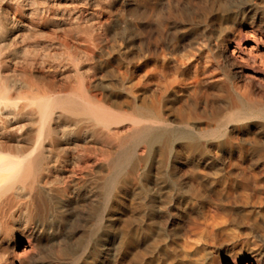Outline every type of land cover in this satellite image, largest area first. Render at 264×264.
I'll use <instances>...</instances> for the list:
<instances>
[{
	"label": "bare ground",
	"instance_id": "bare-ground-1",
	"mask_svg": "<svg viewBox=\"0 0 264 264\" xmlns=\"http://www.w3.org/2000/svg\"><path fill=\"white\" fill-rule=\"evenodd\" d=\"M92 1L8 0L9 6H3L0 16V264H15L17 258L11 260L9 254L17 246V240L26 242L23 247L30 246L31 240L41 234L63 230L70 209L81 203L77 192L85 182L92 192L103 191L109 205L112 191L125 187L139 159L152 157L154 150L159 156L158 168L163 166L165 152L174 155L167 178L181 192V202L186 205L190 202V207H196L203 219L201 223L184 226L185 229L179 224L180 229L174 236H182V245L178 250L170 247L166 254L162 252L163 258L159 259V255L157 264H197L199 260L190 252L194 246L188 241L189 236L204 233L208 243L219 218V210L213 205L216 211H202L200 207L204 200L194 194L207 189L204 178L212 164L222 154L230 156L233 153H239L240 158L251 156L255 163L263 162L259 173L246 167L247 164L240 170L239 184H225L215 192L224 197H218V207L228 208L236 199L234 193L239 192V200L248 204L252 196H257L256 201L260 200L264 191V184L257 182L258 175L264 173V105L252 96L247 86L225 85L218 92L210 90L205 103L204 111L208 110L209 116L203 117L211 128L199 121L202 119L194 111L198 103L193 107L190 105L186 114L177 116L176 122L163 114L160 104L138 107L129 99L130 102H126L131 106L129 108L139 113L135 117L116 116L107 105L118 106L119 101L115 93L107 92L95 82L94 63L100 42L113 29H110L108 20L99 18V13L93 9L97 1ZM103 1L105 8L109 9L115 0ZM134 1L145 11L152 10L151 0ZM253 5L256 11L264 14V0H259L258 4L253 2ZM123 19L122 11L119 22ZM161 26L158 24V29L155 28L157 32L140 27L146 43L155 44L165 38ZM128 28L130 26L124 29ZM83 33L85 37L79 39ZM227 46L231 49L230 56L245 68L256 67L258 73L253 71L248 76L264 90V44L261 37H249L240 31ZM81 62L84 66L77 68ZM158 65L157 73L164 75L166 65ZM201 77L198 73L186 77L193 93L202 82ZM154 80H157L156 75L152 82ZM180 86V83L173 82L170 85L174 100L179 104L175 106L177 110L183 100ZM98 176L104 178L103 185L99 184ZM148 180L149 176H146ZM145 188L149 195L148 211H152L160 197L156 199L151 193L160 196L161 188L153 190L149 184ZM224 211V216L231 215ZM160 230L146 231L159 235ZM142 238L146 240L147 234L137 228L128 236V255L132 264H147L139 245ZM98 241L84 252H79L80 248L65 246L61 257L73 264H96ZM231 264H238L236 257L232 258ZM241 264L257 262L245 258Z\"/></svg>",
	"mask_w": 264,
	"mask_h": 264
},
{
	"label": "rangeland",
	"instance_id": "rangeland-1",
	"mask_svg": "<svg viewBox=\"0 0 264 264\" xmlns=\"http://www.w3.org/2000/svg\"><path fill=\"white\" fill-rule=\"evenodd\" d=\"M96 1L93 9L97 14L99 13L102 21H109V27L113 29V32L105 34L95 52L94 63L98 75V77L95 76V82H98L102 89L106 88L107 92L115 93L116 100L119 101L118 106L108 104L107 107L116 116L135 117L139 112L130 109L131 106L126 103L131 101L130 103H135L138 107L160 104L163 114L165 113L169 120L172 118L170 121L176 122L177 116L186 114L190 105L193 107L194 103H198L194 111L202 119L199 121L202 124H209L211 128V124L204 121L205 117L209 116L208 110L204 111L205 103L211 93L210 90L218 92L225 85L247 86L252 96L264 105V90L248 76L253 71L258 73L256 67L245 68L238 60L230 56L231 49L227 46L231 40L237 38L240 31L249 37L254 35L261 37L264 44V14L256 11V6L253 5V2L258 4L259 0H151V11H145L143 6L135 3L134 0H115L109 9L105 8L103 0ZM0 2H2L0 3L1 16L3 8L9 6V2L8 0H0ZM122 11L124 19L123 22H119ZM158 24L163 25L161 30L165 31V38H161L155 44L146 43L147 40L140 27H149L157 32ZM241 24L245 26L241 27ZM126 26L130 28L124 29ZM99 34H102L101 31ZM79 37V39L84 38V33ZM3 53H6V50ZM159 63L166 65L164 75L156 71ZM83 66L84 63L81 62L77 68ZM194 73L202 76V82L197 86L195 93L190 91L186 80L187 76L190 77ZM154 75L157 80L152 82ZM172 82L181 84L183 100L180 110L176 109L179 104L174 100L173 90L170 87ZM165 84H167L166 87H164ZM187 91H190V94ZM239 143L242 142L239 140ZM156 151L154 150L150 158L139 159L134 172L129 175L130 182L125 187L112 191L109 205L106 203L107 196L103 191L94 193L90 190L88 182H85L77 192L81 196H79L81 203L70 209L65 228L60 231L55 230L52 234H41L35 237L31 240L30 246L23 247L26 242L22 239L17 240V246L10 252L9 258L12 260L16 257L15 264H73L61 257L64 247L76 250L80 248L79 252H84L98 239L96 264H132L128 255V236L136 228L147 234L146 240L142 238L139 243L143 259H146L147 264L151 261L157 264L158 256L160 255L159 259H162V252L166 254L170 247L178 250V247L182 245V236L176 238L174 235L180 229L179 224H183L184 227L193 222L201 223L203 219L196 207H190V202L187 205L181 202V192H178L167 178L174 155L169 151L165 152L163 166L158 168L156 162L159 156ZM100 154L105 156L104 153ZM251 160V156L240 158L239 153H233L230 156L222 154L206 172L204 183L207 189L199 194L194 193L204 200L203 206L200 207L202 211L219 210H217L219 218L216 219L218 222L216 221L214 234L209 238L208 243L204 233L189 236L188 241L194 246L190 252L193 256L195 255L194 259L199 260L197 264H220L221 262L231 264L233 257H236L238 264H241L245 258L254 259L257 264H264V191L259 196L260 200L256 201L257 196H252L248 204L239 200V192H237L234 193L236 201L234 200L228 208L223 209L216 205L218 197L222 199L224 197L215 192L220 191L225 184H239L242 168L251 167L256 173L261 171L263 162L255 163ZM146 176H149L148 182ZM258 177L257 182L264 184V173ZM98 182L103 185L105 180L102 176H98ZM146 184L147 186L149 184L153 190L161 188L160 196L151 193L156 199L160 197V202L155 201V208L152 211H148L149 195L145 188ZM224 210L229 211L231 215L224 216ZM155 228L161 229L157 231L159 235L146 231L147 229L155 231Z\"/></svg>",
	"mask_w": 264,
	"mask_h": 264
}]
</instances>
